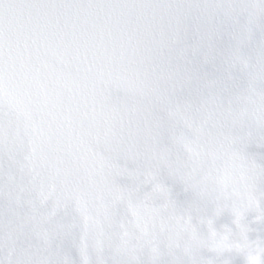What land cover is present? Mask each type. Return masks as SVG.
Listing matches in <instances>:
<instances>
[{"label": "snow or ice", "instance_id": "snow-or-ice-1", "mask_svg": "<svg viewBox=\"0 0 264 264\" xmlns=\"http://www.w3.org/2000/svg\"><path fill=\"white\" fill-rule=\"evenodd\" d=\"M0 264H264V0H0Z\"/></svg>", "mask_w": 264, "mask_h": 264}]
</instances>
